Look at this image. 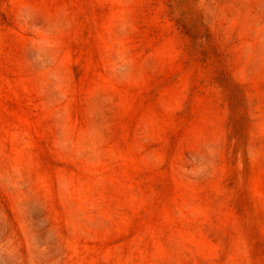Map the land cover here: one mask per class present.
<instances>
[{"label": "rangeland", "instance_id": "374dc122", "mask_svg": "<svg viewBox=\"0 0 264 264\" xmlns=\"http://www.w3.org/2000/svg\"><path fill=\"white\" fill-rule=\"evenodd\" d=\"M0 264H264V0H0Z\"/></svg>", "mask_w": 264, "mask_h": 264}]
</instances>
